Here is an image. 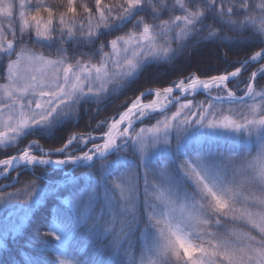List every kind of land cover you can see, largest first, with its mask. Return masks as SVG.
Here are the masks:
<instances>
[{"label":"snow or ice","instance_id":"snow-or-ice-1","mask_svg":"<svg viewBox=\"0 0 264 264\" xmlns=\"http://www.w3.org/2000/svg\"><path fill=\"white\" fill-rule=\"evenodd\" d=\"M209 44L217 54L236 46L246 53L236 65L225 53L234 71L148 86L160 67ZM250 69L241 88L237 80ZM262 81L264 0H0V177L9 181L0 205L19 204L26 219L44 198L36 172L59 174L64 179L48 186L57 203L44 233L59 242L53 249L76 237L91 248L110 235L96 264H264ZM128 90L118 118L87 131L114 94ZM201 92L203 102L186 99ZM85 105H95L97 117ZM146 120L155 124L142 126ZM41 141L53 143L45 151ZM221 142L233 148H213ZM78 168L94 183L62 196ZM26 175L33 179L24 188L8 191ZM89 254L76 264H92Z\"/></svg>","mask_w":264,"mask_h":264},{"label":"trees","instance_id":"trees-1","mask_svg":"<svg viewBox=\"0 0 264 264\" xmlns=\"http://www.w3.org/2000/svg\"><path fill=\"white\" fill-rule=\"evenodd\" d=\"M50 3L53 0H49ZM229 36H237L238 34L228 33ZM31 46V45H30ZM175 47V45H173ZM65 47H68L65 45ZM218 45L209 44L206 48H201L195 52L190 57L180 58L174 67H169L164 65L157 70V75L155 79L149 83V87L153 90L159 87H168L172 85L175 81H180L185 79L186 76H189L193 73L200 75L201 78H207L208 75H219L224 74L225 68L228 71H234L233 67H229L223 62V57L225 53H228V59L230 64L236 65L238 62L244 58L246 49L244 47L236 46L232 47L231 50L226 47H219V53L217 54ZM38 51H43L47 54V49H36ZM259 50V49H256ZM260 65L258 64L257 67ZM242 72L241 76L238 78L237 83L240 81H246L248 76H250L251 71ZM143 84V79L140 82ZM239 85H243L240 83ZM261 85L264 86V81L261 82ZM134 87L139 88L140 84L135 85ZM233 87V85H229ZM146 90V89H143ZM138 94V93H137ZM130 90L128 91H118L115 96L110 100V102L104 106L103 110L100 112L97 117L96 106L92 105L90 108L88 105H85V109L91 112V117H97L92 119L90 126L87 128V131H92L98 120H103L106 117H118L117 110L119 113L123 111V108H126L129 100ZM207 98V94L199 93L193 98V102H203ZM125 102V105H123ZM90 117L86 114L81 120L79 129L77 131L84 129L85 124H88ZM93 134H101L98 130L94 131ZM53 141H48L47 144H51ZM45 141H42V145H45ZM232 144L224 143L218 147L213 145V148H219L222 151L228 152L233 148ZM198 147L199 145H193ZM246 150V149H245ZM16 149H12V154H15ZM58 157V156H55ZM3 158V157H0ZM155 163V161H153ZM29 172L31 170H28ZM88 169L87 168H78L74 172L76 180L66 186L64 191L61 193L62 196H70L71 193L77 191L79 188L85 187L94 181H90L87 177ZM124 171V169H120ZM119 174V172L117 173ZM36 176L41 177L37 180L38 190H41L44 194V198L41 202L35 205L32 209V212L28 215L26 219L21 221L24 213L21 210L19 204L16 205H0V239L2 240V245L0 246V264H23L28 257L38 258L41 261V264H47L46 257L51 255L53 258L60 257L65 259L68 264H76V261L79 257L84 256L86 252H89L88 259L92 264L104 258L105 249L104 244L109 243L112 240V236L101 237L102 243L98 242L93 247L90 248V242L82 237L70 238L63 247H57L53 249V245H58L59 242L55 241L54 237L45 236L44 233L47 230L45 223L49 222L55 216V209L57 201L53 198L51 192L49 191L48 186L54 182H61L64 178L59 174L52 173H41L40 171L36 172ZM22 182L16 185V188H8L10 192H16L17 189H22L26 186V183L33 179L30 175H26L21 178ZM3 182L0 183V188L2 183L9 184L8 180L3 179ZM18 195L21 198H24L26 194L24 192H19ZM18 220H20L18 222ZM13 225H18L19 227L15 232L9 233ZM6 233V236H2ZM31 240H42L45 242V246L42 248H32L28 241ZM124 247H127V244H124ZM109 250V254H110ZM134 255L139 258L140 252L138 248L133 249ZM126 259V257H125Z\"/></svg>","mask_w":264,"mask_h":264},{"label":"rangeland","instance_id":"rangeland-1","mask_svg":"<svg viewBox=\"0 0 264 264\" xmlns=\"http://www.w3.org/2000/svg\"><path fill=\"white\" fill-rule=\"evenodd\" d=\"M63 47H65V45H64ZM175 82L178 83L179 81H175ZM172 84H173V83H172ZM238 84H240V83H238ZM170 86H171V85H170ZM243 86H244V85H240L241 88H243ZM153 91H154V90H153ZM116 94H117V92L114 94V96H115ZM173 95H174V96L179 95V96L181 97V101H182V102H183V100L185 99L184 94H183V93H179L178 91L174 92ZM212 95H213V96L215 95V90H213ZM190 98H193L192 95H191V94L187 95L186 99L189 100ZM153 99H155L154 96H149V97H147L146 99H144L143 102H145V103H150ZM166 103H167V101H166ZM123 105H125V102H123ZM124 110H125V108H123V111H124ZM123 111H122V112H123ZM172 111H175V108H172ZM122 112H121V113H122ZM153 124H155V120H152L151 122H148V121L146 120L145 123H144L142 126H144V127H151ZM93 135L100 136L101 134H93ZM30 139H31V138H30ZM29 142H30V140H25V141L20 145V147H21V148L25 147ZM41 144H42V141H41ZM222 144H224V142H221V143H219L218 145H215V146L218 147L219 145H222ZM227 144L230 145V143H227ZM194 145H195V144H194ZM231 146H232V145H231ZM88 147H91V144H89ZM45 151H47L46 148H45ZM55 158H59V157H55V156H53V159H55ZM29 170H30V169H29ZM12 175L15 176L16 174H15V173H12ZM2 180H3V178L0 177V183L3 182ZM6 185H8V184H6V183H2V184H1V186H2L1 188H3V187L6 186ZM22 218H23V217H22ZM22 218L20 219L21 221H23ZM20 220H18V222H19ZM21 221H20V222H21ZM2 236H3V237L6 236V233L3 234ZM1 245H2V240L0 239V246H1Z\"/></svg>","mask_w":264,"mask_h":264},{"label":"water","instance_id":"water-1","mask_svg":"<svg viewBox=\"0 0 264 264\" xmlns=\"http://www.w3.org/2000/svg\"><path fill=\"white\" fill-rule=\"evenodd\" d=\"M176 91H178V90H174V92H176Z\"/></svg>","mask_w":264,"mask_h":264}]
</instances>
